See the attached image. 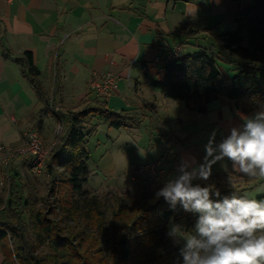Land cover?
Segmentation results:
<instances>
[{"label": "crops", "instance_id": "obj_1", "mask_svg": "<svg viewBox=\"0 0 264 264\" xmlns=\"http://www.w3.org/2000/svg\"><path fill=\"white\" fill-rule=\"evenodd\" d=\"M248 5L249 0H0V144L11 150L24 148L28 128L37 130L49 151L58 140L53 136L60 121L51 110H44L17 61L29 51L40 71L49 105L65 111L105 102L111 110H124L134 119L115 128L94 116L92 122L98 124L94 135L103 123L107 137L123 135L126 144L143 145L142 132L150 131V138L145 140L148 151L140 149L141 157L134 156L125 176L130 180L138 164L163 155L166 175L159 185H164L177 173L183 158L203 162L204 146L213 130L219 143L230 134L231 127L242 123L240 114L251 115L256 109L243 112L234 101L220 97L201 113L188 108L183 100L163 95L152 79H164V65L176 58L168 57L176 45L181 56L205 50L223 63L229 62L225 66L230 68L233 55L223 47L219 34L236 30L234 17ZM96 73H110L116 80L108 100L98 97L90 87ZM112 129L115 132L109 133ZM156 146L160 152L154 156L151 152ZM15 152L8 164L0 167V191L10 170L22 175L32 172V156ZM229 171L231 161L225 158L213 165L212 176L205 183L220 181L228 186ZM100 174L105 177L103 171ZM232 179L237 189L250 197L264 193V179L236 173ZM116 184L124 182L115 180ZM144 184H140V192L148 189Z\"/></svg>", "mask_w": 264, "mask_h": 264}, {"label": "trees", "instance_id": "obj_2", "mask_svg": "<svg viewBox=\"0 0 264 264\" xmlns=\"http://www.w3.org/2000/svg\"><path fill=\"white\" fill-rule=\"evenodd\" d=\"M234 21L236 30L219 34L223 47L244 60L230 81L223 77L220 59L199 50L168 60L164 79H152L153 84L166 97L183 100L201 113L220 97L234 101L243 112L255 110L264 102V67L258 66L264 63V0H249ZM17 61L44 110H51L64 128L47 155L46 193H38L32 172L22 175L12 169L5 179L0 191L2 264H179L183 241L176 244L168 237L170 222L191 230L198 216L179 204L173 209L164 198L155 200L163 185L141 191L133 199L117 194L102 198L84 187L90 174L89 141L98 128L92 117L99 116L115 128L134 119L124 110H111L105 102L83 110H55L31 53L25 51ZM194 183L214 185L220 199L232 194L220 181ZM254 198L264 199V193Z\"/></svg>", "mask_w": 264, "mask_h": 264}, {"label": "clouds", "instance_id": "obj_3", "mask_svg": "<svg viewBox=\"0 0 264 264\" xmlns=\"http://www.w3.org/2000/svg\"><path fill=\"white\" fill-rule=\"evenodd\" d=\"M240 120L219 143L213 130L203 162L183 158L174 177L155 192V200L164 198L173 209L179 204L198 216L191 230L170 222L168 237L176 244L183 241L179 264H264V199L241 195L232 179L233 173L264 179V102L251 115L240 114ZM225 158L231 161L227 184L232 194L220 199L214 185L194 181L207 182L213 165Z\"/></svg>", "mask_w": 264, "mask_h": 264}, {"label": "rangeland", "instance_id": "obj_4", "mask_svg": "<svg viewBox=\"0 0 264 264\" xmlns=\"http://www.w3.org/2000/svg\"><path fill=\"white\" fill-rule=\"evenodd\" d=\"M233 57H236L239 60H233ZM230 62L234 63L230 68H227L228 63H223L222 60L219 61V66L221 67V71L223 77L230 81V78L236 74L238 71L237 67L239 64L244 61L243 59L239 58L238 56H231ZM259 67H264V63H258ZM95 119L94 121H96ZM107 127V126H105ZM104 127V124L101 123L99 126V131L96 135H93L89 141L90 147V159L88 161V167L90 168V174L88 180L85 182L84 187L88 189L91 193H95L100 197L104 198L107 196H113L114 194L121 195L124 197H129L131 199L137 197L140 192V184L142 183H131L125 176V173L130 171L132 168V161L135 158L136 154L141 157V150L144 149L146 152L148 151V144H146L147 139L150 137V131H143L142 133L145 134V137L142 140V144L137 142H131L130 144L125 143V137L123 135L120 138L114 137H107V130ZM115 129L110 130L109 133H114ZM57 138V135L53 136V138ZM97 137L98 145L95 144V138ZM147 138V139H146ZM152 139V138H151ZM116 142L113 143V141ZM136 140V139H132ZM131 140V141H132ZM145 143V148H144ZM97 146V147H96ZM141 149V150H140ZM160 147H155L151 154L154 156L159 154ZM145 154V153H143ZM99 171V172H98ZM104 172L105 177H102L100 172ZM33 177L37 182L38 193H46L49 188V177L46 176L45 167L42 169L40 173H35L32 168ZM130 175V174H129ZM129 178V177H128ZM116 182H124V184H115ZM105 183H109L105 184ZM127 183H131L127 185ZM146 183V182H143ZM147 186L148 189H155L157 190V186L159 183L149 181L144 186ZM128 187V188H127ZM263 193H258L254 196L260 195ZM111 198V197H109ZM87 231L90 229L86 228Z\"/></svg>", "mask_w": 264, "mask_h": 264}, {"label": "built area", "instance_id": "obj_5", "mask_svg": "<svg viewBox=\"0 0 264 264\" xmlns=\"http://www.w3.org/2000/svg\"><path fill=\"white\" fill-rule=\"evenodd\" d=\"M180 46L176 45L173 47L168 57H179ZM90 87L93 88L98 97L104 100H108L111 93L116 87V80L110 73L94 74L91 81ZM57 110V107H55ZM64 128V123L59 122L55 128V134L59 137ZM26 145L24 148L11 150L7 146L0 144V167L7 165L12 155H15V151L28 152L32 156L31 166L35 173H40L46 165L47 155L49 148L45 146L43 138L33 128H28L24 131ZM165 158L163 155L150 159L146 162L140 163L135 168L134 172L130 176V180L134 183L143 182H161L166 175Z\"/></svg>", "mask_w": 264, "mask_h": 264}]
</instances>
